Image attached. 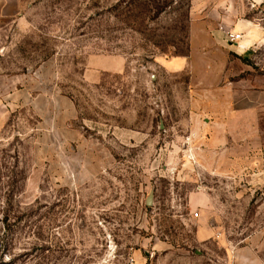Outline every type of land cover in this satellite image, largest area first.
Returning <instances> with one entry per match:
<instances>
[{"label": "rangeland", "instance_id": "obj_1", "mask_svg": "<svg viewBox=\"0 0 264 264\" xmlns=\"http://www.w3.org/2000/svg\"><path fill=\"white\" fill-rule=\"evenodd\" d=\"M193 1L0 0V264H220L215 242H195L192 194L233 244L264 237V106L221 110L264 105V46L248 61L224 41L192 49ZM212 4L264 38V0ZM50 60L77 123L114 155L79 186L34 166L36 119L10 105ZM240 77L251 85L222 92Z\"/></svg>", "mask_w": 264, "mask_h": 264}, {"label": "crops", "instance_id": "obj_2", "mask_svg": "<svg viewBox=\"0 0 264 264\" xmlns=\"http://www.w3.org/2000/svg\"><path fill=\"white\" fill-rule=\"evenodd\" d=\"M212 2L193 1L195 11L192 13L190 47L200 48L206 44L215 48L224 41L230 50L245 61L256 58L255 55L264 46L263 35L255 29L251 31L248 23L230 24L229 17L222 16L223 9L214 7ZM227 31L242 33V37L236 42H229ZM166 62L169 65L188 63L187 58L177 56L168 58ZM110 70L118 71L115 68ZM110 70L97 67L98 74ZM238 79V85L225 84L222 92L230 95L234 90L251 85V78ZM225 102L227 104L221 110L227 116L230 113H258L264 106L251 104L239 110L231 107L228 97ZM10 105L15 109L26 108L35 117L36 124L31 133V159L35 167L44 169L57 184L79 186L111 167L114 160L111 149L98 138L87 135L86 129L77 123V104L59 86L54 61L44 62L37 71L20 79L19 86L11 94ZM190 200L189 206L199 209L198 216L191 219L195 242L198 245L215 242L223 254L215 259L218 263L264 264V257L260 253V249L264 248V237L259 236L261 234H254L238 245L233 244L227 234L213 222V208L206 196L192 194Z\"/></svg>", "mask_w": 264, "mask_h": 264}, {"label": "built area", "instance_id": "obj_3", "mask_svg": "<svg viewBox=\"0 0 264 264\" xmlns=\"http://www.w3.org/2000/svg\"><path fill=\"white\" fill-rule=\"evenodd\" d=\"M227 39L229 42H236L242 37V33H237V32H232V31H227L226 32ZM194 216H198V213L196 212Z\"/></svg>", "mask_w": 264, "mask_h": 264}, {"label": "water", "instance_id": "obj_4", "mask_svg": "<svg viewBox=\"0 0 264 264\" xmlns=\"http://www.w3.org/2000/svg\"><path fill=\"white\" fill-rule=\"evenodd\" d=\"M151 197H149L148 202H150Z\"/></svg>", "mask_w": 264, "mask_h": 264}]
</instances>
